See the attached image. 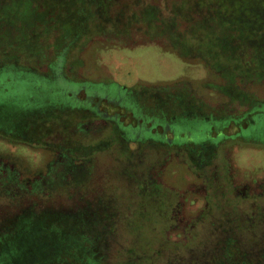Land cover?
Returning a JSON list of instances; mask_svg holds the SVG:
<instances>
[{
  "label": "rangeland",
  "instance_id": "obj_1",
  "mask_svg": "<svg viewBox=\"0 0 264 264\" xmlns=\"http://www.w3.org/2000/svg\"><path fill=\"white\" fill-rule=\"evenodd\" d=\"M133 1L118 0L113 8L115 12L125 11L123 23L129 20ZM143 1L159 4L164 16L170 14L171 0ZM83 41L69 58L56 61L58 66L64 64L54 71L59 77L53 81L28 70L0 71V104H10L4 118L8 116L13 125L28 124L31 113L42 112L48 106L44 105L45 96L50 99V106L71 108L63 121L54 120L44 131L36 128L35 142L21 139L26 134L12 140L0 137V193L5 194L13 186L30 190L35 186L41 192L44 177L52 170L49 167L62 159L67 164L83 163L75 161L70 150L63 152L67 156L61 158L53 149L42 146L44 133L53 141L70 138L74 148L93 145L94 149L88 151L93 157L95 178L86 184L90 191L99 190L104 197H110L118 213L117 244L111 247L105 264H122L131 248L148 252L145 254L149 261L138 264H169L182 259L178 253L183 252L188 237L172 220L203 215L202 211L210 208V194L216 205L227 209L234 208L230 199H237L236 209L243 215H254L257 209L264 208V105L261 114L251 117L253 124L231 133L227 125L230 120L218 118L235 110L222 96L220 74L198 59L181 58L164 38L146 35L139 22L128 30L93 35ZM48 48L43 61L38 59L39 71L44 74L48 73L46 63L53 54ZM82 89L86 97L80 101L76 95ZM162 91L184 94L188 101L178 106L162 104L155 97V92ZM252 91L264 99V85L253 87ZM92 104L101 106L102 114H113V119L97 117ZM247 109L242 107V111ZM198 160L201 163H193ZM198 167L203 169L199 171ZM85 168L84 165L80 169ZM59 171L57 166L50 176L57 172L60 175ZM222 172L230 176L229 182L221 178ZM40 174L41 178L36 179ZM143 180L148 188L142 189ZM151 187V199L146 200ZM52 196L54 200L62 198L59 191ZM8 199L9 196L1 195L0 205H7ZM142 204L146 217L138 216ZM198 228L203 229L202 223ZM74 240L72 248L85 258L92 255L98 243L89 233ZM173 242L177 243L174 248L170 246ZM59 253L54 251L51 255L58 259ZM53 261L60 264L59 259ZM258 264H264V260Z\"/></svg>",
  "mask_w": 264,
  "mask_h": 264
},
{
  "label": "trees",
  "instance_id": "obj_2",
  "mask_svg": "<svg viewBox=\"0 0 264 264\" xmlns=\"http://www.w3.org/2000/svg\"><path fill=\"white\" fill-rule=\"evenodd\" d=\"M117 1L0 0V71L28 70L53 81L59 77L54 71L62 69L64 64L58 66L56 61L69 58L83 40H89L93 35H113L139 22L146 35L164 38L181 58L198 59L220 74L222 96L228 106L238 112L234 110L218 116L230 120L227 125L231 133H238L241 128L254 123L251 117L261 114L259 111L264 105V99L252 91L253 87L264 85V0H171L168 16L163 15L159 4L134 0L125 23L122 22L125 11H113ZM135 5L139 6L137 10ZM48 47L52 48L53 54L46 63L48 73L44 74L39 71L38 59L43 61ZM155 93L162 104L170 102L178 106L188 101L180 93ZM85 97V89L76 95L80 101ZM43 100L48 106L40 113H31L28 124L13 125L10 122V129L20 137L27 135L21 139L35 142L36 128L47 130L54 120L63 121L70 113L71 108L50 106L46 96ZM9 105L0 104L1 123L10 121L8 116L4 118ZM246 106L248 109L242 111ZM41 136L42 146H50L61 158L67 156L63 152L70 150L74 154L72 158L83 163L79 166L73 161L69 164L61 162L72 168L67 171L60 168V175L57 172L54 176H50L53 169L49 171L41 192L36 191L35 186L31 190L13 186L5 190V194L0 193L9 196L7 205L0 209V264H54L53 260L58 259L60 264H105L111 247L117 244L118 213L110 197H104L99 190L90 191L86 184L95 178L91 156L94 146L74 148L68 137L53 141L46 133ZM197 162L200 161L193 163ZM84 165L87 168L80 169ZM38 176L41 178L42 175H37L36 179ZM229 177L222 172L221 178L225 181L229 182ZM141 186L148 188L144 180ZM149 190L146 200L151 199L149 195L154 191L152 187ZM56 191L62 194L61 199H51ZM208 199L211 209H204L200 217L172 220L173 225L187 235L188 241L183 245V252L178 253L183 258L169 261V264H258L263 261L264 231L259 229H264V208L257 209L254 215H246V212L243 215L236 209L237 199H230L234 208L229 209L222 204L216 205L211 194ZM262 199L264 205V195ZM144 206L142 204L140 217L147 216L142 214ZM199 223L203 229L198 228ZM85 233L98 242L92 255L86 258L71 246L74 239ZM176 245L173 242L170 246ZM57 246L60 249L56 250ZM54 251L60 252L58 259L51 255ZM145 253L148 254L146 250L131 248L121 262H147ZM134 255H141V258L136 259Z\"/></svg>",
  "mask_w": 264,
  "mask_h": 264
},
{
  "label": "flooded vegetation",
  "instance_id": "obj_3",
  "mask_svg": "<svg viewBox=\"0 0 264 264\" xmlns=\"http://www.w3.org/2000/svg\"><path fill=\"white\" fill-rule=\"evenodd\" d=\"M131 95V94H130ZM131 97V96H130ZM132 98V97H131ZM121 102L120 101H118V105L120 106V107H124V106H122L121 104H120ZM133 104L134 105H136L137 107H138V104L135 102V101H133ZM92 106L93 107H95L96 108V113H98V114H100L101 116H102V118H103V120H112L113 119V114L111 115V114H107V113H105V114H102V112H101V106H96V105H93L92 104ZM88 110H90L91 111V109H88ZM93 111H95V110H93ZM129 112H130V114H132L133 116H134V113H133V111L131 110V109H129ZM128 112V113H129ZM107 115V118L105 117ZM114 121V120H113ZM114 122H116V121H114ZM159 123H162V125L164 126V123L162 122V121H158ZM1 123V122H0ZM10 121H7L6 123H1L0 125H1V130H0V137H2V138H6V139H10V140H12L13 139V137H16V138H19L18 136V134H17V132H15V131H10L11 129H10ZM176 123V122H175ZM170 124V123H169ZM159 125H161V124H159ZM249 126V125H248ZM248 126H246V127H244V128H247ZM165 127V126H164ZM154 131H156L157 132V129L156 130H154ZM173 133L175 134V137H177L178 136V134H177V132H176V130H174L173 131ZM51 144H52V146H54L55 145V142H50ZM49 148H51L50 146H48ZM52 149V148H51ZM58 153V152H57ZM64 161V159H62V162ZM83 162V161H82ZM55 163V162H54ZM59 168H61V169H63V170H69V169H71L72 167H69L68 165L67 166H65L66 164H64V165H61L60 163L59 164H56ZM55 165V166H56ZM53 167V166H51V167H49L50 169L52 168V169H54V168H56V167ZM49 169V170H50ZM2 206H6V205H0V209H2Z\"/></svg>",
  "mask_w": 264,
  "mask_h": 264
}]
</instances>
